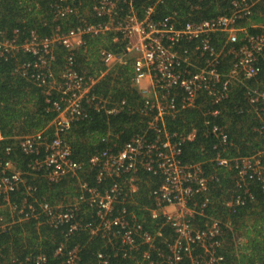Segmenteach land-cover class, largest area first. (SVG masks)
I'll use <instances>...</instances> for the list:
<instances>
[{"label": "built area", "instance_id": "obj_1", "mask_svg": "<svg viewBox=\"0 0 264 264\" xmlns=\"http://www.w3.org/2000/svg\"><path fill=\"white\" fill-rule=\"evenodd\" d=\"M166 0H146L141 8L135 0H90L92 10L84 2L59 0L54 5L56 17L74 16L75 24L64 29L56 25L52 33L44 35L35 28H14L11 34L0 29V60L14 62V73L39 85L55 118L44 129L16 137L14 145L3 146L5 136L0 132V197L3 207H9L11 216L0 213V230L13 224L36 220L51 228L62 229L65 235L76 231H89L91 235H111L112 242L121 247L123 257L135 264H157L154 252L167 264H223V235L225 229L220 218L210 211V183L198 164L184 163L182 143L193 140L195 132L174 140L166 129L168 118H175L180 109L195 107L199 95L207 94L213 104L228 97L230 86L245 83L257 77L264 60V20L259 6L264 0H227L223 12L210 18L185 22L172 15L158 16V7ZM216 0H197L212 3ZM218 1V0H217ZM200 3L191 5V14L201 9ZM93 15L92 19L91 13ZM259 14V15H258ZM257 30V31H253ZM113 35L119 50L101 46L99 61L107 69L97 78L86 76L77 69V55L87 48L88 37ZM65 51V68L55 78L53 63L58 50ZM29 55V58H23ZM229 59V73L220 67ZM129 67V77L146 96L145 105L153 111L149 121L155 136L134 135L121 148L107 146L94 154L90 164L97 169V183L112 179L109 187L91 185L81 176L83 164L73 158L67 133L73 125L86 119L90 109L117 113V106L107 107V99L97 100L94 85L105 72L115 67ZM57 92L58 94H55ZM181 98L178 100V95ZM250 108L262 120L258 129L264 138V89L247 88ZM219 109L205 113V123L211 125V134L219 144L231 145L229 133L215 120ZM54 133L52 138H49ZM106 140V138H104ZM14 146L30 157V175L43 174L50 184L66 178L78 181V194L71 201L52 204L40 199L37 186L25 185L22 204L12 202L13 193L21 189L27 178L11 157ZM219 152L220 166L234 169L237 174L238 193L229 206L236 210L254 196L248 190L247 179L260 181L264 187V149L250 156L224 157ZM152 172L161 178L152 190L153 205L145 207L153 220L164 219L174 232L168 244V253H162L155 244V236L139 219L135 210L118 207L120 200L133 199L137 192L141 171ZM245 191L247 196L243 195ZM68 202V203H67ZM95 214L87 218L90 208ZM201 217L202 226H197ZM147 248L141 249V244ZM61 244L56 255H63L60 264H80L79 247L64 252ZM98 256L103 258L100 251ZM103 264H108L104 259ZM43 252H32L24 258L0 264H49Z\"/></svg>", "mask_w": 264, "mask_h": 264}, {"label": "trees", "instance_id": "obj_2", "mask_svg": "<svg viewBox=\"0 0 264 264\" xmlns=\"http://www.w3.org/2000/svg\"><path fill=\"white\" fill-rule=\"evenodd\" d=\"M59 0H0V29L11 34L14 28H35L40 33L48 35L52 33L56 25L60 24L64 29L75 24L74 16L56 17L54 5ZM78 3L79 0H72ZM84 7L92 10L90 0H81ZM146 0H135V6L143 8ZM191 5L200 3L201 9L191 14ZM227 0H216L212 3L197 2V0H166L158 7V16H174L177 20L196 21L210 18L227 7ZM263 15L256 18L264 20V2L259 6ZM91 13V12H90ZM259 15V14H258ZM91 17L93 15L91 13ZM257 31V30H253ZM113 35L102 37H88L87 48L81 49L77 55V69L86 76L97 78L107 67L99 61V49L101 46L113 50H119V44L113 41ZM65 51L58 50L53 68L55 78L60 79L59 74L65 68ZM24 55L23 58H29ZM220 69L229 73V59L221 65ZM13 60H0V132L5 136L1 142L3 146L14 145L16 137L29 135L44 129L55 118L56 112L52 111L46 102L42 88L34 82L14 73ZM129 67H115L105 72L94 85L93 92L100 101L107 99V107L117 106L120 110L114 114L90 109L86 119L76 122L67 133V141L72 147L73 158L83 164L81 176L91 185L109 187L112 179L98 184L97 169L90 164L94 154L102 151L107 146L116 143L115 150L121 148L134 135L155 136L150 128L149 121L155 110L150 111L145 105L146 96L132 83L129 77ZM264 89V60L261 63L259 75L245 83L236 82L230 86L229 95L220 103L213 104L205 92L199 95L195 107L180 109L175 118H168L166 129L174 140L180 136H186L194 131L195 138L182 143L181 158L187 164H200L206 175L214 176L210 183V195L213 199L210 211L222 220L225 234L223 235V248L220 250L224 256L223 264H264V187L255 179H247L249 191L253 198L246 200L245 204L233 210L227 203L238 193L237 174L234 169L220 166L216 159L219 152L222 156H250L264 149V138L258 129L262 126V120L250 108L246 98L247 88ZM55 94H58L55 92ZM181 93L178 95V100ZM209 109H219L220 115L216 122L229 133L231 145L219 144L211 134V125L205 123V113ZM54 133L49 136L52 138ZM106 138V140H104ZM22 170L27 182L21 184V189L12 195V202L18 206L24 198L25 185L37 186V196L52 204L73 200L78 194V181L75 178H66L60 183L50 184L43 174L35 178L30 175L29 162L22 149L14 146L11 155ZM264 162V157H263ZM19 164V165H18ZM161 178L152 172L141 171L138 181V189L133 194V199L120 200L118 207L127 206L129 210H135L145 227L155 236V244L163 253H168V244L174 239L172 227L165 220H153L145 207L153 205L152 190L160 184ZM243 195L245 191L242 192ZM227 194V197H225ZM227 199V200H226ZM68 203V202H67ZM3 199L0 197V213L10 217L9 207L1 206ZM91 217L95 209L88 204ZM197 226H202L201 217H197ZM63 244L64 252L76 246L79 247L80 264H103L108 259V264H135L130 258L123 257L121 247L112 242L109 237L93 236L88 231H76L65 235L62 229L51 228L47 224H38L36 220L25 223L13 224L8 230H0V259L10 261L13 258H24L29 253H45L50 263L60 264L63 255L57 256V248ZM147 248L142 243L141 249ZM104 254L101 258L99 252ZM153 257L157 264L163 262V257L154 252ZM183 264H190L186 258Z\"/></svg>", "mask_w": 264, "mask_h": 264}, {"label": "clouds", "instance_id": "obj_3", "mask_svg": "<svg viewBox=\"0 0 264 264\" xmlns=\"http://www.w3.org/2000/svg\"><path fill=\"white\" fill-rule=\"evenodd\" d=\"M209 195H210V193H209ZM210 197H211V195H210ZM211 200H212V202H213V199L211 198ZM232 200V199H231ZM231 200L227 203V205H229V203L231 202ZM212 213V212H211ZM213 214V213H212ZM213 215H215V214H213ZM216 216V215H215ZM87 218H91V217H87ZM80 232H82V231H80ZM89 232V231H88ZM90 233V232H89ZM91 235V234H90ZM93 236H102V237H110L111 235H102V234H99V235H93ZM110 239V238H109Z\"/></svg>", "mask_w": 264, "mask_h": 264}, {"label": "rangeland", "instance_id": "obj_4", "mask_svg": "<svg viewBox=\"0 0 264 264\" xmlns=\"http://www.w3.org/2000/svg\"><path fill=\"white\" fill-rule=\"evenodd\" d=\"M225 197H227V194H225ZM227 200V199H226Z\"/></svg>", "mask_w": 264, "mask_h": 264}, {"label": "bare ground", "instance_id": "obj_5", "mask_svg": "<svg viewBox=\"0 0 264 264\" xmlns=\"http://www.w3.org/2000/svg\"><path fill=\"white\" fill-rule=\"evenodd\" d=\"M19 165V164H18Z\"/></svg>", "mask_w": 264, "mask_h": 264}]
</instances>
